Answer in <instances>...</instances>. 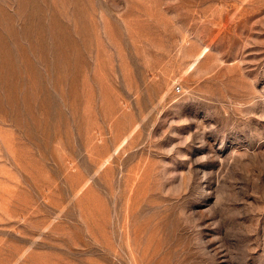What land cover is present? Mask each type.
<instances>
[{
	"label": "rangeland",
	"instance_id": "obj_1",
	"mask_svg": "<svg viewBox=\"0 0 264 264\" xmlns=\"http://www.w3.org/2000/svg\"><path fill=\"white\" fill-rule=\"evenodd\" d=\"M0 264H264V0H0Z\"/></svg>",
	"mask_w": 264,
	"mask_h": 264
},
{
	"label": "built area",
	"instance_id": "obj_2",
	"mask_svg": "<svg viewBox=\"0 0 264 264\" xmlns=\"http://www.w3.org/2000/svg\"><path fill=\"white\" fill-rule=\"evenodd\" d=\"M177 89V91H179L180 89H178V88H176Z\"/></svg>",
	"mask_w": 264,
	"mask_h": 264
}]
</instances>
